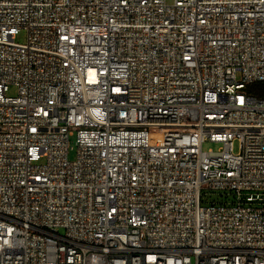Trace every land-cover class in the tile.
<instances>
[{
	"label": "built area",
	"instance_id": "obj_1",
	"mask_svg": "<svg viewBox=\"0 0 264 264\" xmlns=\"http://www.w3.org/2000/svg\"><path fill=\"white\" fill-rule=\"evenodd\" d=\"M256 82L264 0H0V264H264Z\"/></svg>",
	"mask_w": 264,
	"mask_h": 264
},
{
	"label": "rangeland",
	"instance_id": "obj_2",
	"mask_svg": "<svg viewBox=\"0 0 264 264\" xmlns=\"http://www.w3.org/2000/svg\"><path fill=\"white\" fill-rule=\"evenodd\" d=\"M168 3H172L173 0H167ZM27 33L25 30H22L19 35H18V41L24 42L26 40ZM263 84L261 82H256L253 87H261ZM17 94V88L15 86H11L8 92V96H16ZM220 147V144L218 143H212V142H205L203 145L204 150H209V149H214L217 150ZM235 149H237V144L235 145ZM75 157V152H71L70 158ZM220 191H214V192H209L205 196L209 200H212L214 198H219L220 197Z\"/></svg>",
	"mask_w": 264,
	"mask_h": 264
},
{
	"label": "trees",
	"instance_id": "obj_3",
	"mask_svg": "<svg viewBox=\"0 0 264 264\" xmlns=\"http://www.w3.org/2000/svg\"><path fill=\"white\" fill-rule=\"evenodd\" d=\"M253 86L254 84L250 86V90H252L253 93H255L256 95H264V90L263 88H261L263 85L258 88Z\"/></svg>",
	"mask_w": 264,
	"mask_h": 264
}]
</instances>
